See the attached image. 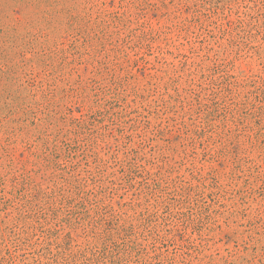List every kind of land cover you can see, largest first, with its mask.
I'll return each mask as SVG.
<instances>
[{"label": "rangeland", "instance_id": "1", "mask_svg": "<svg viewBox=\"0 0 264 264\" xmlns=\"http://www.w3.org/2000/svg\"><path fill=\"white\" fill-rule=\"evenodd\" d=\"M0 264H264V0H0Z\"/></svg>", "mask_w": 264, "mask_h": 264}]
</instances>
